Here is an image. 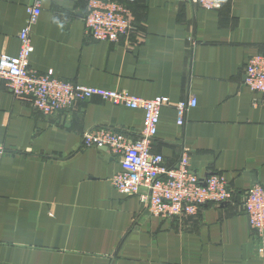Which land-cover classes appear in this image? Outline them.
<instances>
[{
  "label": "crops",
  "instance_id": "crops-1",
  "mask_svg": "<svg viewBox=\"0 0 264 264\" xmlns=\"http://www.w3.org/2000/svg\"><path fill=\"white\" fill-rule=\"evenodd\" d=\"M105 1L127 10L128 33L117 43L87 34V0H41L30 70L167 97L152 151L176 167L188 149L191 171L223 174L235 198L191 217H152L137 196L113 187L119 156L82 146L83 133L96 128L139 139L142 111L94 97L44 117L0 79V264H264V233L250 229L243 209L250 186H264V102L244 85L247 59L264 56V0H223L213 11ZM33 2L0 0V55H17Z\"/></svg>",
  "mask_w": 264,
  "mask_h": 264
},
{
  "label": "built area",
  "instance_id": "built-area-1",
  "mask_svg": "<svg viewBox=\"0 0 264 264\" xmlns=\"http://www.w3.org/2000/svg\"><path fill=\"white\" fill-rule=\"evenodd\" d=\"M213 11L220 9L223 0H171ZM41 0H34L26 7V20L18 33L17 55H0V79L16 99L29 102L44 117H53L70 110L76 103L99 98L102 101L143 113L142 134L132 139L110 128H96L82 135L84 148L106 149L119 156L121 171L111 181L116 191L125 196H137L147 212L160 219L191 217L209 204L230 203L235 198L229 182L223 174L197 176L189 168V150L184 149L176 167L166 165L162 155L151 149L156 136L161 109L170 105L167 97L152 99L134 97L126 92L109 91L64 81L52 71L38 74L29 68L33 47L31 28L41 13ZM87 14L83 22L87 34L98 42L117 43L129 29L127 10L116 2L87 0ZM244 85L264 102V56L247 59L244 66ZM190 99L189 106H195ZM177 124H183L184 104L175 106ZM250 229L259 237L264 233V186H250L243 203ZM262 247L258 249L262 252Z\"/></svg>",
  "mask_w": 264,
  "mask_h": 264
},
{
  "label": "water",
  "instance_id": "water-1",
  "mask_svg": "<svg viewBox=\"0 0 264 264\" xmlns=\"http://www.w3.org/2000/svg\"><path fill=\"white\" fill-rule=\"evenodd\" d=\"M102 150H106V149H102Z\"/></svg>",
  "mask_w": 264,
  "mask_h": 264
}]
</instances>
